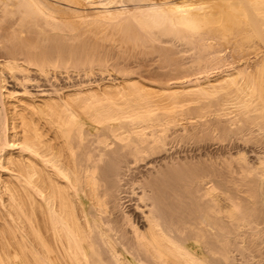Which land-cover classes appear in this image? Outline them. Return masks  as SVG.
<instances>
[{
  "label": "bare ground",
  "instance_id": "bare-ground-1",
  "mask_svg": "<svg viewBox=\"0 0 264 264\" xmlns=\"http://www.w3.org/2000/svg\"><path fill=\"white\" fill-rule=\"evenodd\" d=\"M29 67L45 79L111 67L122 79L9 107L5 77ZM208 108L196 132L189 122ZM185 122L195 132L175 143L194 154L164 156L136 182L138 226L121 206L123 167L163 151ZM211 141L227 145L214 154ZM3 167L16 176L0 182V264L262 258L264 0H0Z\"/></svg>",
  "mask_w": 264,
  "mask_h": 264
},
{
  "label": "rangeland",
  "instance_id": "rangeland-1",
  "mask_svg": "<svg viewBox=\"0 0 264 264\" xmlns=\"http://www.w3.org/2000/svg\"><path fill=\"white\" fill-rule=\"evenodd\" d=\"M112 69H113V71H112ZM28 70H30V71H27V72L24 71L22 73L16 72L14 74V77H12V78H10V76L8 77L6 75V77H5L6 79H4V91L3 92H4V97L6 98L8 104H9V107H12V106L17 107V110H19L20 108H26L27 106H29L31 104H39L41 102V100L44 98H48V97L57 98V95H62L64 93L71 92L74 90H78L80 88L95 90L96 88L104 86V85L117 84L122 79L121 73H118V72H120V70L118 68H111V67L109 68V71L107 73L106 72L103 73V75L100 74V72H95L94 74L89 75V76H84V75L80 74V75H78L79 77L76 76L75 74H71L67 78V76L65 74H58V75H55V77H52L51 75L47 76L46 79L38 76V74H36L33 71L32 67H29ZM123 71L125 73H128L131 70L129 69V71L128 70H123ZM214 72L216 73L218 71L215 70V71H213V73ZM217 74H219V72ZM224 74L226 75V73H222L219 75L223 76ZM145 75L146 74H143L144 78H145ZM212 76H214V75L211 74L210 77H212ZM145 79H148V77ZM208 109L211 110L210 108H208ZM208 109H206V112ZM213 110H214V108H212V110H211L212 112H210V115L206 114L205 117L203 116L204 118L200 117V120H199L200 124L197 123L198 122L197 117H193V119H195V120L192 119L189 122L192 124L193 129L196 127V129H195L196 132L200 131V130H198L200 127H201V131L204 130L201 122H204L206 120L205 118H207V120H206V122H204L203 125H206V127L209 126L208 125L209 122H207V121H209L210 119H212L214 117L213 115L215 114V112ZM207 115L209 116V118ZM210 116H211V118H210ZM189 123L188 124L186 123V128H190ZM191 124H190V126H191ZM180 129H181V127H176V128H174V130H176L175 133H171V132L167 133L168 137L165 139L166 144L163 147L164 148L163 151L157 152V154L154 153V154L148 156V158L146 157L142 161H138L135 163H128L126 165L127 167H123V170H126V168H127V171L124 172V176L121 178L123 180L119 182L120 188H119L118 194H119V197L121 198V200H120L121 206H122L123 211L125 210L124 212L129 215L130 221L133 222L134 224L138 225V226L141 225V223L143 222V219H141L140 211L144 212L147 210V208H144L141 205L136 206V202L133 200L136 198V196L140 195V189L137 188L136 182L140 181V179L143 180L144 177L146 178L148 176V174L151 172L152 168L155 169L158 166V164L160 163V161H162L164 156H169L171 154H174L173 156H181L182 157L185 155L189 156V154L190 155L194 154L193 152L189 151V150L194 148V145L192 147V145H186L185 146V145H182L181 143H175V139L177 137H179L181 134H183V135H185L186 133L190 134V133H194L195 131L192 130L191 128H190L191 130L189 129V131L187 129H184V130H180ZM89 131L92 132V130L90 128H89ZM215 143H216V141H211V147L208 148L209 151L210 150L213 151L212 153H214L218 147H221L220 144L222 145V143L219 144V142H218L219 146L217 145V143L216 144ZM208 144L210 146V142H208ZM223 145L226 146L227 142H223ZM239 145L241 146V149L243 148L241 150L240 154H242V153L246 154L245 156L249 157V158L255 156L251 150L252 148L255 147V146L253 147V144L245 145V144L240 142ZM256 147H258V146H256ZM7 150H9L13 156L18 154L17 147H12V148L8 147ZM10 176L11 177L13 176V178H14L16 176V174L11 173L10 171H7L4 167L0 168V180H1L0 182L8 181L7 178L11 179ZM133 184H135V185H133ZM131 189H133V191H131ZM0 194H2V193H0ZM0 197H1V195H0ZM2 197H3V194H2ZM3 198L5 199L6 197L4 196ZM3 198H2V200H3ZM0 201H1V198H0ZM80 202H81L83 208L85 210H87L89 207V202L83 197H81ZM258 250L261 251L262 258L258 257V254L254 253L253 256L256 255L257 258L253 259L250 262V264H264V243H261L258 246ZM126 257L129 260L132 259L129 256H126ZM258 258H260L261 260ZM241 262L242 261H241L240 256L236 255V260L234 263L235 264H241ZM132 263L136 264V263H134V261H132Z\"/></svg>",
  "mask_w": 264,
  "mask_h": 264
}]
</instances>
